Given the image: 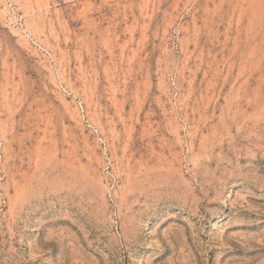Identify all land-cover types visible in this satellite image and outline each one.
Segmentation results:
<instances>
[{
    "label": "rangeland",
    "instance_id": "1",
    "mask_svg": "<svg viewBox=\"0 0 264 264\" xmlns=\"http://www.w3.org/2000/svg\"><path fill=\"white\" fill-rule=\"evenodd\" d=\"M0 264H264V0H0Z\"/></svg>",
    "mask_w": 264,
    "mask_h": 264
},
{
    "label": "bare ground",
    "instance_id": "2",
    "mask_svg": "<svg viewBox=\"0 0 264 264\" xmlns=\"http://www.w3.org/2000/svg\"><path fill=\"white\" fill-rule=\"evenodd\" d=\"M229 195V194H228Z\"/></svg>",
    "mask_w": 264,
    "mask_h": 264
}]
</instances>
